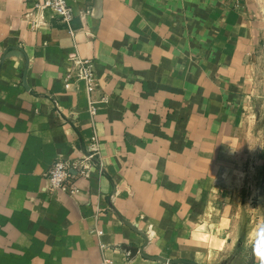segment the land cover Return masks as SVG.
Masks as SVG:
<instances>
[{"label": "crops", "instance_id": "0c3cea01", "mask_svg": "<svg viewBox=\"0 0 264 264\" xmlns=\"http://www.w3.org/2000/svg\"><path fill=\"white\" fill-rule=\"evenodd\" d=\"M68 2L73 30L0 0V264H264L240 182L264 191V0Z\"/></svg>", "mask_w": 264, "mask_h": 264}, {"label": "built area", "instance_id": "2783aa9c", "mask_svg": "<svg viewBox=\"0 0 264 264\" xmlns=\"http://www.w3.org/2000/svg\"><path fill=\"white\" fill-rule=\"evenodd\" d=\"M31 2L32 12L43 15L45 11H50L53 18L64 24L69 30H73L74 14L68 0H31ZM30 25L31 28H36L39 26V22L33 19ZM67 77L75 82H84L89 92L94 91L95 71L93 60L73 56ZM104 98L102 100H105ZM91 145L93 146L90 150L94 149V144ZM88 157L85 156L75 161L56 160L48 169L46 175L49 181V189L75 194L77 192V177L85 174L88 167L86 162L89 159ZM72 170H75V174L71 173ZM103 262L106 264L108 260L104 258Z\"/></svg>", "mask_w": 264, "mask_h": 264}, {"label": "rangeland", "instance_id": "374dc122", "mask_svg": "<svg viewBox=\"0 0 264 264\" xmlns=\"http://www.w3.org/2000/svg\"><path fill=\"white\" fill-rule=\"evenodd\" d=\"M240 176V182H243L244 193L243 197L245 199L246 205L243 206L244 218L242 220V234H246L247 231H252L253 228L257 226L259 221L263 218L264 215V191L256 192L252 187V175L246 174ZM244 180H243V179ZM262 182L264 176L261 178ZM248 186V188H246ZM263 187V185H261ZM248 244L240 245L236 248L235 252L230 256V264H238L243 259V255L246 256L245 260L249 257L251 251ZM244 253V254H243Z\"/></svg>", "mask_w": 264, "mask_h": 264}, {"label": "water", "instance_id": "95a60500", "mask_svg": "<svg viewBox=\"0 0 264 264\" xmlns=\"http://www.w3.org/2000/svg\"><path fill=\"white\" fill-rule=\"evenodd\" d=\"M191 264H195V263H193V262H190Z\"/></svg>", "mask_w": 264, "mask_h": 264}]
</instances>
